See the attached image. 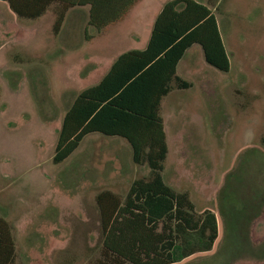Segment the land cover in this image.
<instances>
[{"label": "rangeland", "instance_id": "374dc122", "mask_svg": "<svg viewBox=\"0 0 264 264\" xmlns=\"http://www.w3.org/2000/svg\"><path fill=\"white\" fill-rule=\"evenodd\" d=\"M166 1L139 0L101 31L89 24V5L74 7L56 33L58 5L28 19L0 0V217L15 239L12 264H96L103 248L97 194L124 199L136 179L152 178L122 138L89 134L65 161L53 158L68 108L103 75L92 72L136 47ZM197 1L214 11L231 67L208 64L198 45L177 73L190 85L174 80L162 100L163 178L188 193L191 213L204 222L196 231L172 222L195 251L173 264H264V0ZM209 214L218 235L205 250Z\"/></svg>", "mask_w": 264, "mask_h": 264}, {"label": "trees", "instance_id": "16d2710c", "mask_svg": "<svg viewBox=\"0 0 264 264\" xmlns=\"http://www.w3.org/2000/svg\"><path fill=\"white\" fill-rule=\"evenodd\" d=\"M2 1L28 19H37L58 5L54 27L58 33L71 8L89 5V24L101 31L122 19L139 0ZM193 45H200L208 64L230 70V56L214 11L197 0L166 1L154 19L147 46L119 54L98 83L81 90L63 119L55 163L65 161L86 135L98 132L125 138L135 163H147L153 173L149 180L136 179L124 199L111 190L97 194L103 248L96 264H173L195 252L191 238L185 242L177 238L172 222L192 231L204 222L191 213L195 205L188 193L177 192L163 178L169 144L161 115L162 100L171 83L181 81L178 67ZM206 221L211 231L204 249L209 250L218 227L214 214ZM15 253L10 223L0 217V264H12Z\"/></svg>", "mask_w": 264, "mask_h": 264}, {"label": "crops", "instance_id": "0c3cea01", "mask_svg": "<svg viewBox=\"0 0 264 264\" xmlns=\"http://www.w3.org/2000/svg\"><path fill=\"white\" fill-rule=\"evenodd\" d=\"M160 9L161 8H159V10L155 13V15L152 17V20L150 21V23H149V27H148V32H147V34L145 35V37H141V35L137 38V39H135V41L134 42H136V47H132L131 49H134V48H139V49H144L146 46H147V43H148V40H149V37H150V33H151V29H152V26H153V22H154V19H155V17H156V15L159 13V11H160ZM196 46H198V45H193L192 47H190L188 50H187V52H189V51H191L194 47H196ZM200 47V46H199ZM201 48V47H200ZM201 50H202V48H201ZM186 52V53H187ZM202 52H203V50H202ZM110 68V66L107 68V70ZM179 68L180 67H178V70H179ZM107 70H105V71H103V73H99V74H96V71L95 72H92V76L93 77H98L100 74L102 75V76H99V79H98V81L97 82H95V83H92V84H87V85H84V88L85 87H87V86H90V85H93V84H96V83H98L99 81H100V79L104 76V74L107 72ZM90 134H101V133H98V132H94V133H90ZM89 135V134H88ZM103 135V134H102ZM87 136V135H86ZM85 136V137H86ZM105 136V135H104ZM105 137H117V138H122V139H124V140H126L125 138H123V137H119V136H105ZM84 140V139H83ZM127 141V140H126ZM128 142V141H127ZM131 147V146H130ZM131 151H132V148H131Z\"/></svg>", "mask_w": 264, "mask_h": 264}]
</instances>
